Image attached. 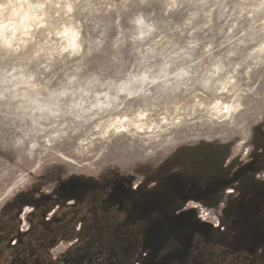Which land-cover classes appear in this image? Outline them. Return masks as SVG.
Listing matches in <instances>:
<instances>
[{"label": "rangeland", "instance_id": "rangeland-1", "mask_svg": "<svg viewBox=\"0 0 264 264\" xmlns=\"http://www.w3.org/2000/svg\"><path fill=\"white\" fill-rule=\"evenodd\" d=\"M262 148L264 0H0V211L22 229L58 185L123 183L264 264V193L238 198Z\"/></svg>", "mask_w": 264, "mask_h": 264}, {"label": "flooded vegetation", "instance_id": "flooded-vegetation-1", "mask_svg": "<svg viewBox=\"0 0 264 264\" xmlns=\"http://www.w3.org/2000/svg\"><path fill=\"white\" fill-rule=\"evenodd\" d=\"M120 189L107 195L113 201L93 192L88 203L74 180L58 185L29 201L26 229L18 205L4 207L0 264H209L190 213L152 220L154 197L136 198L130 185Z\"/></svg>", "mask_w": 264, "mask_h": 264}, {"label": "trees", "instance_id": "trees-1", "mask_svg": "<svg viewBox=\"0 0 264 264\" xmlns=\"http://www.w3.org/2000/svg\"><path fill=\"white\" fill-rule=\"evenodd\" d=\"M124 186H126V185L123 183L119 184L118 188L111 187L108 184H102V183L97 184V185L96 184H90V183H79V182L77 183V188L81 189V192H84V195H85V198L82 201H85V202L87 201L88 203L92 202L90 197L93 195V192L97 193L100 196L105 197V198L100 200L101 202L102 201H105V202L113 201V199H111V198L109 199L106 197H108L111 194V191L113 189H115L116 191L119 190L120 193L122 194V192H121L122 190L120 188H122ZM86 196H88V199ZM200 228L202 229V231H201L199 237L203 238V245H205L203 248V254H204L203 256H206V258H208V259L210 256L211 260L216 258V256H218V258L225 259V261L221 262L222 264H254L255 250L258 247L253 248V244L249 243V245L251 244L250 247L249 248L245 247V249H247V250H245V251L241 250L242 252L241 251H234L229 246H227L225 243H222L221 241H218L215 243L214 242L210 243V241H208L210 233H211L209 227L201 226ZM169 243L170 242H166V245H168ZM220 245H222V249H224L223 254H218L219 250H216L218 247L219 248L221 247ZM211 247L212 248L214 247V248L211 249ZM238 252H241V253L238 254ZM209 264H214V263L212 262ZM219 264H220V262H219Z\"/></svg>", "mask_w": 264, "mask_h": 264}, {"label": "crops", "instance_id": "crops-1", "mask_svg": "<svg viewBox=\"0 0 264 264\" xmlns=\"http://www.w3.org/2000/svg\"><path fill=\"white\" fill-rule=\"evenodd\" d=\"M257 157L258 158L254 161V167L253 168H254V170H260L262 172V171H264V149L263 148H262V150L260 151V153L258 154ZM254 180L255 179H254L253 176H250L248 174H244L243 173V176L240 177L239 183H240V191H244L245 193L243 192V194L240 197H238V198H240V199L246 198L247 194L253 196V195H260V194L264 193V177L261 180L260 179L259 180H255V181ZM256 199H258V198H256ZM263 209L264 208H260V209L257 208L256 211L262 212V211H264ZM248 220H250V219H248ZM248 220L243 222V223H241V224L245 225V224H248V223L249 224L252 223V222H250ZM240 222H241V218H240ZM203 226H205V225H203Z\"/></svg>", "mask_w": 264, "mask_h": 264}]
</instances>
